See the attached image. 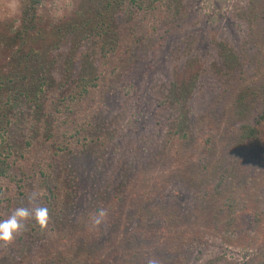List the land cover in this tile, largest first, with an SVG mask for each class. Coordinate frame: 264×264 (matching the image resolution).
Wrapping results in <instances>:
<instances>
[{
  "label": "trees",
  "instance_id": "1",
  "mask_svg": "<svg viewBox=\"0 0 264 264\" xmlns=\"http://www.w3.org/2000/svg\"><path fill=\"white\" fill-rule=\"evenodd\" d=\"M45 1L20 0L19 24L15 27L13 24L9 25L6 28L8 32L0 34V51L8 60L4 64L0 62V220L7 219L16 208H19L20 202L30 200L33 193L37 194V204L38 195L44 188L37 190L34 188L42 182L46 188L42 198L44 203L39 207H47L49 210V219L44 229H41L32 217L24 221L26 227L12 241L15 245L21 244L23 253L21 254L16 248L15 251L17 250L16 253L18 252L20 258L12 260L14 264H128L131 259L137 257V261L132 264H147L136 252L121 251L117 246H105V256L102 259H99L97 255L103 253L96 254V251L93 253L90 251L92 247L98 246L99 241L104 243L103 233L114 226V223L116 226L123 222L124 214L131 215L136 212L134 208L137 205L129 201L128 196L139 190L141 186L143 187L142 180H145V185L149 184L146 186L147 189L154 194H159L157 209L162 207V193L165 192L168 184L158 182L155 179V171H152L153 177L150 176L147 179L145 175V178H142L143 173L138 162V159L143 160L144 158L142 149L136 148L132 152L129 150L131 145L121 146L120 155H128L131 152L137 160L134 157V161L128 162L124 156H121L123 157L122 162L117 161L107 173L106 171L103 173L104 180L95 192L100 197L99 204L90 214V216L95 214L99 209L107 211L106 219L99 225H94L89 216L79 227L70 225L69 232L62 230L60 220H57L59 212L54 211V198L52 201L50 199L57 186L59 190V185H55L49 171L50 168L55 167L56 173L61 174L58 176L65 178L66 185L64 183L63 185L68 193L66 195L62 192L65 193L67 204L69 202L68 214L74 216L75 201L81 198L80 195L84 194L82 191L85 189L80 185L79 177L74 178V175L68 177L69 169L62 164V157L71 156L76 159L75 155H81L83 148L90 147L92 143L95 150L102 151V159L107 162L109 138L111 136L113 139L117 138L120 128L117 125L115 127L114 124L109 126L100 124L101 129H99L97 123L94 122L92 123L93 128L90 127L93 135L92 142L79 144L80 139L77 134L79 130L86 132L87 128L82 125L81 118L79 120L74 118L70 121L68 115L71 112L68 113L70 109L66 110V107L70 106L72 109L70 101H73L74 97L79 98L89 93L91 88L99 87L98 61L104 58L107 60L108 55L122 45L121 30L117 24L118 16L124 17L125 23L132 24L137 20L140 25L139 29L142 26L146 27L159 22L164 27L159 28L157 25L155 29L159 32L157 34L164 39L170 27L179 23L180 19L186 22L188 14L184 2L181 0H74L69 15L52 23L46 30L43 20L37 13ZM238 6L239 11L235 12L237 18L244 23H250V30L262 34L264 31V0H246L244 4ZM221 48L218 46V54ZM228 50L231 49H226ZM223 53L220 61L216 62L220 67L216 70L223 69L221 74L224 72L228 74L230 69L243 68L242 59L239 60L238 53L234 52L232 55L229 54L230 56L227 54L225 56ZM230 57L236 59L238 67L235 61L232 62L233 64L229 63ZM108 64L110 67L105 61V66H107L105 68L113 71L115 66ZM58 69L61 72L58 73ZM66 72L73 75L68 79L70 80L68 84L62 82ZM231 79L229 86L225 84V97H230L237 81H242L244 78L231 73ZM153 82L156 89L159 83L167 85L165 96L152 93V96L155 94L157 97L155 101L158 115L163 117V112L166 115L174 107L176 110L174 120L177 118L178 123L183 121L185 124L179 127V132L182 131V136H185V132L188 133L193 141L189 148L191 151L187 148V163L196 162L198 165L202 159L207 161L209 153L219 142L215 127L218 124L221 125L219 122L221 117L219 119L217 116V123H215L216 119L210 121L208 117L205 120L202 118L190 122L187 118V107L183 115L178 116L179 100L176 96L177 92L172 93V86L185 88L187 82L176 84L174 78L165 81L161 76H154ZM148 88L151 89V87ZM185 93L184 102H187V92ZM173 96L175 105L170 107L166 103L171 102ZM243 96L246 94L239 92L235 101L238 105L233 111L245 114L246 110L244 111L242 107ZM61 101H66L63 108L60 106ZM213 101L217 107L222 102L220 98H214ZM223 105L224 102L221 103L220 111ZM62 114L64 116L59 122L58 119ZM84 125L87 126V122ZM233 126L235 125L231 121H225L224 130L221 132L226 131L229 134L236 132L237 139H250L255 143H263L264 102L254 125L243 123L236 129ZM122 134L120 131V136ZM124 137L125 134L121 136V139ZM195 141L198 144H195ZM162 159L159 154L155 155L152 161H149L146 171L153 165H159V171H163L161 168L165 166V162ZM114 169H119V174ZM120 169L125 171L121 172ZM217 172L219 176L213 182L214 184L202 187L200 194L196 195L198 198L207 197L211 186L216 188L214 193L218 192L219 184L224 179L220 178L222 171L217 170ZM152 183L156 186L154 187ZM149 193L146 191L148 197L145 203L137 209L140 222L145 228H148L147 212L156 210L146 205L155 198L154 194L151 196ZM47 199H49L48 202ZM223 204L225 206H221V210L214 214L205 216L207 209L200 210V217L201 219L203 217L206 222L199 221L201 225L198 226L193 223L188 224V221L195 217L192 213H187V226L180 227L181 229L177 226V231H172L173 226L180 222L177 215L168 216L170 212L165 215L156 212L153 216L149 215L152 216L151 222L153 221V224L149 223L152 235L144 233L142 235V230H139L133 233V237L139 240L142 238L143 241L154 244V240L159 239L157 236L159 233L162 234V239H166L164 243L166 254L172 255L169 251L173 250L177 254L187 251V255H191L192 246L205 243L208 231L213 237L220 236L228 243L239 244L243 250L248 248L244 251V257L239 261L233 260V264H264V206L259 207L256 201L247 199L239 205H234L226 199ZM29 205L30 203L25 204V206ZM128 218H132V215ZM72 220L69 218L70 222ZM93 232L98 233L95 236ZM0 245L8 244L0 242ZM167 246L170 250H167ZM1 253L7 255L6 251L0 248ZM169 256L167 261L171 262ZM227 260L226 258L207 259L203 264H230L231 261Z\"/></svg>",
  "mask_w": 264,
  "mask_h": 264
},
{
  "label": "rangeland",
  "instance_id": "2",
  "mask_svg": "<svg viewBox=\"0 0 264 264\" xmlns=\"http://www.w3.org/2000/svg\"><path fill=\"white\" fill-rule=\"evenodd\" d=\"M181 1L184 2L188 18L185 23L180 19L179 23L170 27V31L166 33L164 39L157 34L159 32L155 29L157 25L159 28L164 27L159 22L146 27L142 26L139 29L140 25L137 20L132 24L125 23L124 17L118 16L117 24L121 30L122 45L110 53L107 60L104 58L99 60L100 62L98 61L99 87L91 88L89 93L83 94L79 98L74 97V100L70 101L72 109L70 106L66 107V110L70 109L68 113L71 112L68 115L69 120L81 118L82 125L87 128L86 132L79 130L77 134L80 139L79 144L92 142L91 128H93L92 123L94 122L97 123L99 129L101 126L114 124L115 127L119 126L120 130L118 129L117 138L113 139V136L109 138L107 162L102 159V151L95 150L92 143L90 147L83 148L82 156L75 155L76 159L71 156L62 157V164L69 169L68 177L70 178V175H74V178L79 177L80 185L85 189L82 191L84 194L80 195L81 198L78 196L80 199L75 201L74 216L68 214L69 202L67 204V198L64 197V194L68 193L63 185L65 178L58 176L61 174L56 173L55 167L54 169L50 168L49 175L53 177L55 185H59V190L57 186L50 199L52 201L54 198V211L59 212L57 220H60L62 230L69 232L70 225L79 227L83 220L86 221L92 214L95 206L99 204L100 197L95 192L104 180L103 173L105 171L107 173L117 161L122 162L123 157L121 156H124L128 162L136 159L131 152L128 155H120L121 146L129 147L131 145L129 150L132 152L136 148L144 151L143 160L138 159L140 170L143 173L142 178H145V175H147V179L150 176L153 177L152 171H155V179L168 184L165 192L162 193L163 203L162 207H158L159 209H157L159 194H154L147 189L146 186L149 184L145 185V180H142L143 187L141 186L139 190L129 194L128 200L137 205L134 208L136 212H130L132 215L130 219L128 217L131 215L124 214L123 222L116 226L114 223V226L103 233L104 243L99 241L97 247L91 248L92 253L94 251L96 254L103 253L97 255L99 259L105 256L104 248L108 245L120 247L121 251L136 252L140 257H143V261L147 264L153 258L158 259L160 264H203L207 259L222 260L226 258L231 261L230 264H233V260L239 261L244 257V251L248 248L243 250L239 244L228 243L220 236L213 237L208 231L206 232L208 240L205 238V243L192 246L191 255H187V251L177 254L167 246V250H170L169 252L172 254L170 256L165 252L166 239H162V234L157 233L161 240L157 239L154 240V244H149L142 238L135 239L133 233L142 230V235L143 233L152 235L149 223L156 212H161L164 215L170 212L168 216L177 215L180 222L172 228V231H177V226L179 229L187 226V213H192L195 217L191 218L188 224L201 225L199 221H206L203 220V217L201 219L200 210L207 209L205 216L217 213L221 210V206H225L223 201L226 199L234 205H239L247 199L256 201L259 207L264 206V142L255 143L250 139H237L236 132L232 134L226 131L221 132L224 130L225 121H231L235 125L233 126L235 129L243 123L254 125L257 114L261 111L264 102V31L259 34L255 30H250V23H244L237 18L235 12L239 11L238 5L244 4L246 0ZM20 4V0H0V34L8 32L6 28L9 25L13 24L15 27L19 24ZM73 5L74 0H46L39 7L37 13L47 30L49 25L68 16ZM218 46L221 48L219 54L217 53ZM228 48L231 50L226 51ZM221 52H224L225 56L226 54L230 56L234 52L238 53L239 60L242 59L243 68L230 69L228 74L226 72L221 74L223 69L216 70L220 68L216 62L220 61ZM104 60L108 67H110L108 63L115 66L113 71L105 68L107 66H105ZM7 61L6 56H3L0 51V62L4 64ZM234 61L238 67L236 59L230 57L229 63L233 64ZM57 71L61 72L59 69ZM231 73L244 79L237 81L230 97H225L224 88L225 84L229 86L231 83ZM72 76L67 72L64 73L62 82L68 84L70 81L68 79ZM154 76H161L165 81L174 78L176 84H183V82L186 84L187 82L185 88L172 86L171 91L172 93L177 92L176 96L179 100L178 116H182L185 107H187V118L190 122L202 118L205 120L208 117L210 121L216 119L215 123H217V116L219 119L221 117L219 120L221 125L218 124L215 127L219 142L209 153L207 161L202 159L198 165L196 162L187 163V148L191 147L193 141L188 133L185 132V136H182V131L179 132V127H183L185 124L183 121L178 123L177 118L174 120L176 111L173 107L174 96L171 98V102L166 103L173 107L171 111L169 110L170 112L166 115L163 112V117L158 115L155 94L165 96L167 85L159 83L158 89H156L153 82ZM99 80L97 79V81ZM185 92H187V102H184ZM239 92L246 94L243 96L242 102V107H244V111L246 110L245 114L233 111L238 105L235 101ZM152 93L155 94L152 96ZM214 98H220L224 102L222 111H220L222 102L217 107L213 101ZM65 102L61 101L62 108ZM63 116V114L60 116L59 122L62 121ZM86 122L87 126L84 125ZM120 131L125 134L122 139L123 134L120 136ZM195 144H198L197 141ZM189 150L191 151V149ZM157 154L165 162V166L161 168L163 171H159V165L150 166L146 171L149 161H152V158ZM217 170L222 171L220 178L224 179L223 182L220 181L218 192L214 193L216 188L211 186L208 190L210 194L207 197L198 198L196 195L200 194L202 187L214 184L213 182L219 176ZM114 171L119 174V169H114ZM124 171L121 170V172ZM152 185L154 184L152 183ZM77 186H79L78 183ZM42 187L44 190L38 195L40 201L37 200V204L36 199H30L20 202L19 207L33 211L35 207L42 206L46 186L42 182L34 188L37 190ZM146 191L150 192L151 196L155 195V198L146 205H149L148 207L152 210L156 208L155 211L147 212L148 228L142 225L140 217H138L139 213H137V209L142 203H145L146 197H148ZM48 201L49 199H47ZM28 203L30 205L25 206ZM93 215L90 216V219ZM54 218L56 220V217ZM69 218L73 220L70 222ZM152 222L151 224H153ZM96 233L92 234L96 236ZM0 248L7 253V255L0 254V264H14L12 259L20 258L16 251L19 250L21 254L23 253L21 244L15 245L14 242L6 246L0 245ZM16 248L18 249L15 251ZM168 256L171 258V262L167 261ZM136 258L131 259L128 264L135 263Z\"/></svg>",
  "mask_w": 264,
  "mask_h": 264
},
{
  "label": "clouds",
  "instance_id": "3",
  "mask_svg": "<svg viewBox=\"0 0 264 264\" xmlns=\"http://www.w3.org/2000/svg\"><path fill=\"white\" fill-rule=\"evenodd\" d=\"M37 194L33 193L30 197L31 200L36 199ZM29 217H32L41 229L47 226L49 219V210L47 207H37L33 211L24 207L16 208L12 214L7 218L0 220V242L4 244H10L17 234H19L25 227L24 221ZM107 217V211L105 209H99L92 217V223L99 225ZM148 264H160V261L156 258L150 259Z\"/></svg>",
  "mask_w": 264,
  "mask_h": 264
}]
</instances>
